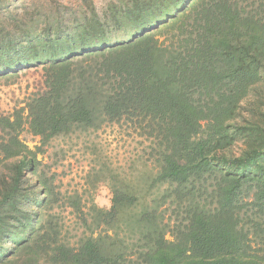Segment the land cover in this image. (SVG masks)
Listing matches in <instances>:
<instances>
[{"label":"trees","instance_id":"16d2710c","mask_svg":"<svg viewBox=\"0 0 264 264\" xmlns=\"http://www.w3.org/2000/svg\"><path fill=\"white\" fill-rule=\"evenodd\" d=\"M7 3L0 76L41 66L45 90L0 117V264H264V0H117L42 21ZM121 121L149 143L155 197L114 185L107 210L77 193L60 206L23 126L46 143Z\"/></svg>","mask_w":264,"mask_h":264},{"label":"rangeland","instance_id":"374dc122","mask_svg":"<svg viewBox=\"0 0 264 264\" xmlns=\"http://www.w3.org/2000/svg\"><path fill=\"white\" fill-rule=\"evenodd\" d=\"M112 2L117 0H8L7 6L19 17L31 16L42 21L47 14H66L69 9L81 14L87 7H93L99 16H103ZM44 90L41 66L21 69L13 76H0V117L11 116L17 111L25 117L27 104ZM246 111L244 102L243 116ZM20 140L36 152L39 171L49 180L60 206L77 193L82 204L89 206L92 201L107 210L111 206L114 185L130 186L139 197L157 194L156 187L149 189L148 183L157 173L155 164L148 157L149 143L124 121L119 124L103 122L98 129L74 131L46 143L33 136L24 125ZM241 148L239 143L232 152L239 154ZM57 210L64 226L62 237L67 243L77 242L83 235L77 216L71 209ZM166 239L171 240L169 234Z\"/></svg>","mask_w":264,"mask_h":264}]
</instances>
